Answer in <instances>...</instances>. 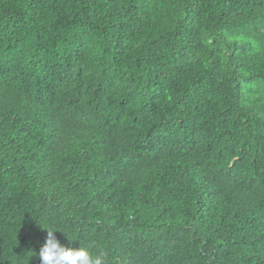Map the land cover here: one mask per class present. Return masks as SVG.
<instances>
[{"label":"trees","instance_id":"1","mask_svg":"<svg viewBox=\"0 0 264 264\" xmlns=\"http://www.w3.org/2000/svg\"><path fill=\"white\" fill-rule=\"evenodd\" d=\"M45 228L264 264V0H0V264H41Z\"/></svg>","mask_w":264,"mask_h":264},{"label":"clouds","instance_id":"2","mask_svg":"<svg viewBox=\"0 0 264 264\" xmlns=\"http://www.w3.org/2000/svg\"><path fill=\"white\" fill-rule=\"evenodd\" d=\"M48 231L46 242L39 250L41 264H107L104 254L94 252L89 245L66 247L55 237L56 229Z\"/></svg>","mask_w":264,"mask_h":264}]
</instances>
